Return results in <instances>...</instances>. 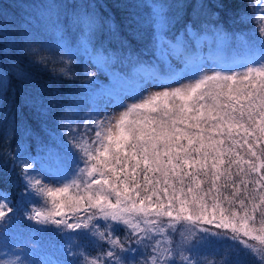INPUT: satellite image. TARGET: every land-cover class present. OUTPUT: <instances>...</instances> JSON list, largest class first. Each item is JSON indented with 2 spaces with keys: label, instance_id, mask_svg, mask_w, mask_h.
I'll use <instances>...</instances> for the list:
<instances>
[{
  "label": "snow or ice",
  "instance_id": "6c2138e0",
  "mask_svg": "<svg viewBox=\"0 0 264 264\" xmlns=\"http://www.w3.org/2000/svg\"><path fill=\"white\" fill-rule=\"evenodd\" d=\"M259 4L264 0H254ZM145 6L152 10V46L167 48L176 63L158 58L160 66L147 70L136 95L121 99L118 116L80 117L69 105L60 117L67 142L62 137L59 144L44 146L43 160L17 147L12 168L20 169L21 191L14 203L11 193L0 190V234L18 227L23 209L33 245L40 243L41 231L55 232L70 242L64 251L71 259L38 260L22 247L23 258L17 255L8 264H264V9L259 39L235 36L249 55L243 70L233 71L223 61L217 65L223 70L208 68L181 34L167 37L179 11L203 10V2ZM43 7L42 22L61 37V75L70 77L69 65L82 57L89 84L118 61L140 63L131 51L118 57L105 46V25L94 3L51 0ZM246 20H252L247 13L241 16ZM65 26L87 41L75 48L63 43ZM211 28L222 45L232 40L221 25ZM197 32L194 22L184 25L183 34ZM109 35L116 39V30L109 29ZM35 43L29 32L14 35L7 26L0 28V85L10 72L30 79L6 55L17 47L38 57L34 63L47 65ZM126 46L121 41L122 54ZM150 88L155 90L145 95ZM77 119L83 127L73 126ZM4 136L6 141L7 130ZM209 256L219 260L208 261Z\"/></svg>",
  "mask_w": 264,
  "mask_h": 264
},
{
  "label": "trees",
  "instance_id": "16d2710c",
  "mask_svg": "<svg viewBox=\"0 0 264 264\" xmlns=\"http://www.w3.org/2000/svg\"><path fill=\"white\" fill-rule=\"evenodd\" d=\"M49 2L51 0H0V28L7 26L14 35L29 32L36 42L34 46L40 50V55L48 57L45 66L34 63L33 60L38 57L29 58L19 47L14 52L6 53L9 60L15 59L30 75L28 81H22L10 72L7 80L0 85V190L11 193L14 203L21 191L20 178L17 175L20 169L12 168L13 153L17 147H21L25 154L35 156L38 161L43 160L46 152L44 146L59 144L62 137L65 143L67 142V137L63 136L65 129L61 126L60 119L62 115L68 114L67 107L70 105L73 113L78 112L79 116L83 117L92 106L93 92L101 85L99 80L93 84L87 82L84 76V57L69 65L72 70L70 77L60 74V70L65 67L57 48L61 37L46 27L41 19L43 6ZM75 2L94 3L97 6L99 21H103L105 25L104 44L111 51H115L118 57L127 56L128 51H131L134 58L139 57L140 63L153 66L160 61L156 58V49L152 46L154 28L152 10L145 5L153 2L175 5L181 0H75ZM182 2L184 4L203 2L207 7L203 10L197 7L195 10L185 8L179 11L178 22L173 20L167 32L168 39H174L178 34L188 38V35L183 34L186 23L194 22L198 32L207 33L212 32V24H218L233 36L231 42L236 48L232 55L238 57L239 62H244L248 51H243L244 47L237 42L235 36L242 35L248 40L259 39L257 31L259 14L254 0H182ZM217 4H222L223 7H216ZM175 12L176 9L173 8L170 15ZM213 12L218 13V17L212 16ZM245 13L252 17L251 21L241 22V16ZM112 28L117 32L116 39L109 35V29ZM100 35L98 32L94 41L98 40ZM86 41L87 38L74 27H64L63 43L75 48ZM121 41L127 45L123 54L120 51ZM11 47L10 44L9 49ZM230 57L232 56H227L226 60ZM133 64L137 63L124 59L122 62L118 61L111 70L122 78L129 79ZM0 67H3V64H0ZM50 101H55V107H49ZM63 123L66 124L67 121ZM77 125L83 127V121L77 119L73 126ZM6 130L8 138L5 141ZM18 213V227L6 234H0L1 255L10 261L15 260L17 255L23 258L25 253L21 249L26 247L29 253H35L34 258L38 260L71 259L66 257L63 250L56 253L53 234L46 231L40 232V243L34 246L29 236L31 231L28 227L29 222L22 219L23 209H18ZM119 235L123 238L124 231L121 230ZM65 242L68 245L70 243L67 238ZM77 242L79 241H73ZM92 254L95 255V252ZM218 260L219 256L208 257V261Z\"/></svg>",
  "mask_w": 264,
  "mask_h": 264
},
{
  "label": "rangeland",
  "instance_id": "374dc122",
  "mask_svg": "<svg viewBox=\"0 0 264 264\" xmlns=\"http://www.w3.org/2000/svg\"><path fill=\"white\" fill-rule=\"evenodd\" d=\"M257 7L258 14L260 9H264V4H259ZM176 37H174L175 39ZM170 39V40H174ZM183 42L188 46L191 52H193L196 56L200 57L208 68L217 67L222 61L231 66V70L233 71H242L243 68L240 65H243L245 60L247 59L248 54L244 57V62H239L233 54V50L236 48L233 42H229L227 45H222L214 36L213 32H198L196 35L189 36L188 38H183L181 36ZM243 51H247L245 48ZM169 50L167 48H163L160 50L156 49V58H160L162 56H166L167 59L173 63H176L175 57L168 54ZM227 56H232L230 59L226 60ZM86 62L87 58L84 57ZM160 61V60H159ZM226 61V62H225ZM160 66V63L156 64ZM89 67H92L89 65ZM151 66H146L144 63L133 64L131 66V73L129 79H124L119 76L116 72L110 70L104 73H98L96 80L101 82L100 87H97L93 92L92 96V106L86 114H91L93 112H98L100 114L99 118L104 117H113L118 116L123 108L120 107V102L123 97H132L135 96L139 91V85L142 81V78L146 75L147 70ZM95 71L94 68H92ZM217 70H223L217 67ZM164 69L161 67V72L163 73ZM184 83H188L187 80ZM172 86H179L177 84H173ZM155 89H148V92L154 91ZM132 102L130 99H124L123 103L128 104ZM40 227V226H36ZM49 234H53V240L55 244L56 253H60L62 250L64 251L69 247L66 244V238L62 235H59L52 231H46ZM59 238V239H57ZM10 261L9 258L4 257L0 254V264H8Z\"/></svg>",
  "mask_w": 264,
  "mask_h": 264
}]
</instances>
